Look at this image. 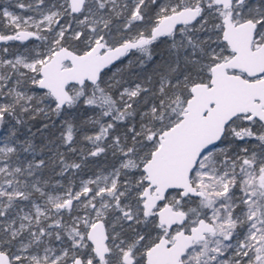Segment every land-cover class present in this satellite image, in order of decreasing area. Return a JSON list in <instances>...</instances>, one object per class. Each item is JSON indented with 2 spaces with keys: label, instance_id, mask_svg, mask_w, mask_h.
<instances>
[{
  "label": "snow or ice",
  "instance_id": "6c2138e0",
  "mask_svg": "<svg viewBox=\"0 0 264 264\" xmlns=\"http://www.w3.org/2000/svg\"><path fill=\"white\" fill-rule=\"evenodd\" d=\"M10 7L0 264H264V0Z\"/></svg>",
  "mask_w": 264,
  "mask_h": 264
},
{
  "label": "rangeland",
  "instance_id": "374dc122",
  "mask_svg": "<svg viewBox=\"0 0 264 264\" xmlns=\"http://www.w3.org/2000/svg\"><path fill=\"white\" fill-rule=\"evenodd\" d=\"M14 2H15V0H2V6H1V9H2L3 7H5V6H9V4H10V5H11L10 10H11V11H14V12L20 13L16 8H14V7L12 6L11 3H14ZM25 14L27 15V14H31V13H25ZM100 163L102 164L103 161L101 160Z\"/></svg>",
  "mask_w": 264,
  "mask_h": 264
},
{
  "label": "trees",
  "instance_id": "16d2710c",
  "mask_svg": "<svg viewBox=\"0 0 264 264\" xmlns=\"http://www.w3.org/2000/svg\"><path fill=\"white\" fill-rule=\"evenodd\" d=\"M12 4V6L14 7V8H16L15 7V2L14 3H11ZM1 6H2V0H0V9H1ZM20 13L22 12V10H20V9H18V8H16ZM25 14V13H24ZM3 29V24L2 23H0V30H2Z\"/></svg>",
  "mask_w": 264,
  "mask_h": 264
}]
</instances>
